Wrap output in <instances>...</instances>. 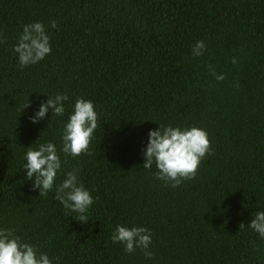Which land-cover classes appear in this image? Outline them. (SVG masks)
Masks as SVG:
<instances>
[{"label": "trees", "instance_id": "1", "mask_svg": "<svg viewBox=\"0 0 264 264\" xmlns=\"http://www.w3.org/2000/svg\"><path fill=\"white\" fill-rule=\"evenodd\" d=\"M35 22L52 52L21 68L14 47ZM0 33V229L53 264H264V238L248 227L264 211V0H0ZM57 94L69 97L64 115L33 123ZM79 98L98 128L91 154L65 156ZM159 124L204 129L214 150L176 188L142 166ZM48 142L62 160L55 184L77 169L95 200L86 223L26 178L28 148ZM117 225L148 228L154 257L113 243Z\"/></svg>", "mask_w": 264, "mask_h": 264}, {"label": "clouds", "instance_id": "2", "mask_svg": "<svg viewBox=\"0 0 264 264\" xmlns=\"http://www.w3.org/2000/svg\"><path fill=\"white\" fill-rule=\"evenodd\" d=\"M51 27L56 28L57 22L51 21ZM3 42L5 38L3 33H0V43ZM205 50V43L197 41L192 54L201 56ZM14 52L18 55L21 68L37 64L50 55L52 48L45 25L41 22L25 25ZM232 63H237L235 57ZM210 71L218 81L226 79L224 74H216L211 66ZM68 99L66 94H57L54 98H49L40 104L39 110L30 119L33 123L40 122L47 116L50 108L52 118L63 116L64 102ZM29 106L28 104L27 107ZM98 118L91 100L84 98L76 100L74 111L63 129L62 152L65 156L78 157L84 153L91 154L89 149L98 128ZM159 125V129L149 131L148 143L143 150L145 162L142 166L151 170L155 164L156 178L164 181L166 186L176 188L185 180L195 179L202 160L206 155L214 154V150L209 134L204 129L194 126L190 129H182L179 126ZM25 158L23 169L26 170V178L33 181V190L39 189L40 196L45 197L55 187L56 199L66 210L77 213L78 221L86 223L87 213L95 200L90 191L79 183L77 169L67 172L64 180L59 185L55 184L62 168V160L55 144L52 142L40 144L38 149L29 147ZM253 216L248 227L264 238V211L255 212ZM244 227L245 225L241 223L240 229ZM112 241L123 244L124 251L129 254L140 249L148 259H152L155 255L149 250L152 233L146 227L129 228L117 225L112 234ZM0 264H53V261L35 245L23 242L13 228H3L0 229Z\"/></svg>", "mask_w": 264, "mask_h": 264}]
</instances>
